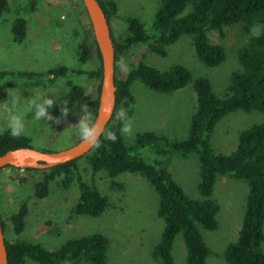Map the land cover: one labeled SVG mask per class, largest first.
Wrapping results in <instances>:
<instances>
[{
	"label": "trees",
	"instance_id": "trees-1",
	"mask_svg": "<svg viewBox=\"0 0 264 264\" xmlns=\"http://www.w3.org/2000/svg\"><path fill=\"white\" fill-rule=\"evenodd\" d=\"M110 25L117 15L115 0H98ZM34 11V7H29ZM9 0H0V18L8 14ZM240 24L245 32L258 25L259 35L252 36L237 50L239 68L232 71L225 93L217 95L211 81L204 76L193 77L192 72L182 64H175L160 70L146 62L139 61L125 78L115 76L116 108L107 130L116 132V141L101 136L99 148H93L87 155L76 160L41 170L42 179L33 184L37 199H44L50 192V185L62 178V188L77 183L78 200L70 214L99 217L110 207L109 198L103 195L94 183L83 180L78 162L83 159L93 172H104L110 178L123 173L138 174L144 178L158 195L156 215L163 222L159 241L152 250L157 264H175L173 245L181 235L185 246V264H207L212 251L205 243L201 230L218 229L217 215L220 206L212 199L218 177H229L245 181L248 186L245 212L237 240L229 243L223 251L227 264H264V121L240 131L235 150L230 154L215 153L211 136L215 126L235 111H259L264 114V0H158V7L151 23V30L136 17L127 18L126 34L116 39L112 34L115 65L135 46L144 45L149 52L160 57L168 55V47L182 36L189 35L198 60L206 67H216L226 59L225 48L213 43L208 34L217 32L224 37L227 28ZM12 39L22 44L28 35L27 20L17 16L11 23ZM97 51V56L100 55ZM82 62L89 59V53L82 51ZM134 64V63H133ZM69 72L84 74L100 88L101 66L91 70H72L67 66L52 67L41 71L0 70L2 86L14 89L20 82L30 87H47L59 78H66L67 90L56 99L60 106L50 109L56 120L63 119L81 100L85 93L82 85L68 78ZM7 77L15 80L7 82ZM140 82L146 88L158 93H173L191 84L196 95V105L190 118L187 136L171 139L166 135L145 131L135 135L132 142H125L119 131L122 122L115 113L124 108L131 117L134 97L131 85ZM98 96V94H97ZM88 100L93 117L98 98ZM33 138L26 134L13 137L7 130L0 132V155L19 147H32ZM148 149L155 157L149 161L139 154ZM49 152L51 150L42 149ZM197 158L199 164L198 192L200 200L187 195L174 180L160 157ZM6 168L16 169L8 166ZM3 170V169H2ZM1 170V171H2ZM40 171L38 169H27ZM0 171V172H1ZM29 214L28 203L22 200L9 221L13 233L20 235L26 226ZM1 222L5 235L6 224ZM8 264H26V259L36 264H106L110 239L103 233H92L68 239L55 250H48L40 243L5 237Z\"/></svg>",
	"mask_w": 264,
	"mask_h": 264
},
{
	"label": "rangeland",
	"instance_id": "rangeland-1",
	"mask_svg": "<svg viewBox=\"0 0 264 264\" xmlns=\"http://www.w3.org/2000/svg\"><path fill=\"white\" fill-rule=\"evenodd\" d=\"M118 12L110 20V29L116 39L126 34L127 18H139L148 30L158 7V0H115ZM9 13L0 18V70L41 71L52 67L67 66L72 70H91L99 65L96 44L86 12L79 0H9ZM34 7L35 10H30ZM17 16L27 20L28 35L22 44L12 39L11 23ZM258 25L245 32L240 24L227 28L224 37L211 31L208 36L213 43L225 48L226 59L210 68L197 58L192 39L182 36L169 46L168 55L160 57L149 52L144 45L133 47L116 64V77L125 78L126 73L139 61H144L160 70L175 64L186 66L193 77H207L217 95L222 96L229 84L232 71L239 68L237 50L254 36ZM89 59L82 62V51ZM134 63V64H133ZM68 78L82 85L85 93L63 119L36 120L32 112L26 114L24 134L33 138L32 147L37 150L59 151L74 145L81 139L74 125L81 115V105L91 112L88 100L97 96V84L84 74L69 72ZM15 80L7 77V82ZM0 81V100L7 98V90H20V95L33 99L48 95L55 100L67 90L66 78L57 79L47 87H30L19 83L18 88L3 87ZM134 97L132 129L124 135L125 142H132L135 135L145 131L156 132L171 139L181 140L187 136L191 115L196 105L192 85L165 94L154 92L140 82L131 85ZM92 113V112H91ZM264 121L259 111H235L217 123L211 136L215 153L230 154L235 150L240 131ZM6 130V113L0 108V132ZM151 161L155 155L148 149L139 152ZM174 180L193 199L200 200L198 192L199 164L197 158H179L171 155L160 157ZM79 173L83 180L94 183L99 191L108 196L110 207L99 217L70 214L78 200L77 183L62 188V178L50 185L44 199H37L33 184L42 179V172L5 168L0 172V213L6 224L5 237L9 241L28 240L55 250L71 238L92 233H103L110 239L106 264H157L152 250L159 241L163 222L156 215L158 195L153 187L138 174L123 173L110 178L104 172H93L81 159ZM248 186L245 181L218 177L211 198L220 206L217 215L218 229L201 230L205 243L212 253L207 264H227L223 259L225 247L237 240L245 212ZM28 203L29 214L26 226L20 235L13 233L10 215L19 203ZM264 251V241L262 242ZM185 246L181 235L173 245L175 264H185ZM26 264H36L26 259ZM87 264V263H80Z\"/></svg>",
	"mask_w": 264,
	"mask_h": 264
},
{
	"label": "water",
	"instance_id": "water-1",
	"mask_svg": "<svg viewBox=\"0 0 264 264\" xmlns=\"http://www.w3.org/2000/svg\"><path fill=\"white\" fill-rule=\"evenodd\" d=\"M88 16L96 48L100 55L101 81L98 92V105L94 118L101 121L104 134L116 108L115 88V52L113 38L108 19L98 0H79ZM111 107L109 114L106 109ZM93 148L79 139L74 145L59 151H42L33 147H19L6 151L0 155V171L8 166L25 169H51L81 158L91 152ZM0 264H8L4 230L0 217Z\"/></svg>",
	"mask_w": 264,
	"mask_h": 264
},
{
	"label": "clouds",
	"instance_id": "clouds-1",
	"mask_svg": "<svg viewBox=\"0 0 264 264\" xmlns=\"http://www.w3.org/2000/svg\"><path fill=\"white\" fill-rule=\"evenodd\" d=\"M255 35H259L258 29L254 30ZM54 105H58L53 97L48 95L28 99L20 95V90L12 92L11 89L7 90V98L0 100V108L6 113V130L13 137H19L26 131V114L32 112L33 118L42 121L58 119L51 115L50 109ZM60 106V105H58ZM70 109H65L60 112L61 115L66 114ZM106 111L110 114L111 107L107 108ZM115 117L117 120L122 122L119 129L122 133H129L132 129V118L128 115L124 108H120L116 113ZM78 130L81 139L92 148H99L101 140L99 139L101 132L103 131V124L101 121L96 120L93 114L81 105V115L78 121L74 124ZM105 138L110 141H116L117 135L113 130H107Z\"/></svg>",
	"mask_w": 264,
	"mask_h": 264
}]
</instances>
